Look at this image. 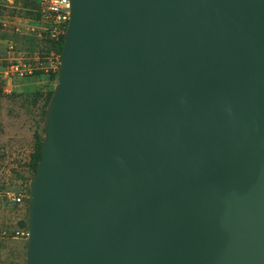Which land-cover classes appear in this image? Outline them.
<instances>
[{
  "label": "water",
  "instance_id": "water-1",
  "mask_svg": "<svg viewBox=\"0 0 264 264\" xmlns=\"http://www.w3.org/2000/svg\"><path fill=\"white\" fill-rule=\"evenodd\" d=\"M25 264H264V0H70Z\"/></svg>",
  "mask_w": 264,
  "mask_h": 264
},
{
  "label": "rangeland",
  "instance_id": "rangeland-1",
  "mask_svg": "<svg viewBox=\"0 0 264 264\" xmlns=\"http://www.w3.org/2000/svg\"><path fill=\"white\" fill-rule=\"evenodd\" d=\"M48 1L0 0V264L26 263L30 181L36 174L31 156L45 137L47 97L57 84L61 57L45 29ZM19 56L31 59L36 70L12 75L10 59Z\"/></svg>",
  "mask_w": 264,
  "mask_h": 264
},
{
  "label": "built area",
  "instance_id": "built-area-1",
  "mask_svg": "<svg viewBox=\"0 0 264 264\" xmlns=\"http://www.w3.org/2000/svg\"><path fill=\"white\" fill-rule=\"evenodd\" d=\"M44 18L47 20L46 31L53 40H59L65 34L70 18V0H49L44 10ZM15 52L14 47H10ZM9 71L12 75H28L36 70L31 59L25 57H12L10 59ZM9 199L22 200V196L9 195Z\"/></svg>",
  "mask_w": 264,
  "mask_h": 264
},
{
  "label": "trees",
  "instance_id": "trees-1",
  "mask_svg": "<svg viewBox=\"0 0 264 264\" xmlns=\"http://www.w3.org/2000/svg\"><path fill=\"white\" fill-rule=\"evenodd\" d=\"M63 45H64V35H62L59 40H53V47L55 51L59 53L60 56L62 54ZM52 94L53 92H51L47 97L48 103L51 99ZM42 144H43V138L38 139L35 150L31 156V167L34 169L35 172H37L38 163L42 157ZM23 225L26 226L25 223H23Z\"/></svg>",
  "mask_w": 264,
  "mask_h": 264
}]
</instances>
